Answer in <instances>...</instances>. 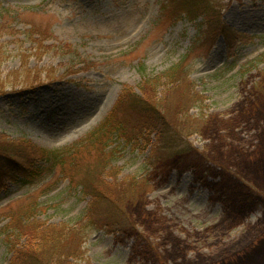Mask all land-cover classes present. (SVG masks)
Returning a JSON list of instances; mask_svg holds the SVG:
<instances>
[{
	"label": "rangeland",
	"instance_id": "rangeland-1",
	"mask_svg": "<svg viewBox=\"0 0 264 264\" xmlns=\"http://www.w3.org/2000/svg\"><path fill=\"white\" fill-rule=\"evenodd\" d=\"M216 1L219 26L178 1L0 0V264L35 260L26 252L40 240L2 234L22 212L26 231L62 233L76 264H264V0ZM146 84L188 104L184 142L166 145L126 99L110 167L87 154L71 175L18 178L30 142L73 145ZM99 174L104 190L144 179V197L114 194L120 216L105 204L89 216L75 187Z\"/></svg>",
	"mask_w": 264,
	"mask_h": 264
},
{
	"label": "trees",
	"instance_id": "trees-1",
	"mask_svg": "<svg viewBox=\"0 0 264 264\" xmlns=\"http://www.w3.org/2000/svg\"><path fill=\"white\" fill-rule=\"evenodd\" d=\"M169 1L173 3L178 1L179 4L185 7L181 15H194L195 19L200 17H203L204 19L207 18V20L215 26L222 24L220 17H218V2L216 0H168V2ZM176 71L177 68H175V70L172 69L168 71V74H165V76L170 80L171 77H174L175 80L177 75ZM34 72L27 73L26 76H24V81H29V79L33 81L35 76V74L33 75ZM21 74L25 75V73ZM18 76H20V74L12 73L10 79L15 81L18 79ZM140 90L141 93L136 94L131 89H125L118 102L104 120L94 130L90 131L84 138L78 140L73 145L51 149L30 142L28 146L30 147L29 152L31 156L28 159L20 156L21 158L26 159L28 164L27 166H24L22 174H18V178L20 180L22 179L23 182L30 184L38 180L43 174L47 172H57L58 169L66 175L67 173L71 175V169L77 166L78 162L83 157H89L87 154H92L90 157L96 158L101 155V160L107 164L106 166L110 167L113 158L109 159L107 154L105 155L104 153L109 147L108 144L115 138L125 139L128 134L122 125L117 122L118 110L121 107L122 102L126 99L127 102L132 104L133 108L137 109L140 113L141 119L151 118L153 121L155 120V123H158L156 126L158 125L159 127V125H161L160 130L158 131L159 139L164 141L166 145H173L175 147L179 142H184L186 136L185 133H188V127L184 125L183 120H180L181 118H179V114L186 109V105L188 104L177 103L179 98L170 90L167 93L163 92L161 97H158L157 93L154 94L155 89H152L153 93H151L148 84H146L145 87L142 85ZM187 99L188 102L191 100L195 102L198 101L194 96H189ZM174 123L176 125H174ZM102 178L103 175L99 174L95 178V181L92 180L88 183H80L75 187V189L79 188V193H83L86 197H89L92 200V203L88 208V212H90L89 216L91 217L95 216L93 213L97 211V206L103 204L111 209V213L120 216V213H122V206L117 201L115 202L113 200L115 198L114 194L121 197L123 205H129L135 201L141 200L140 197L144 194V188L142 185L148 186L144 179L139 180L137 177H130L120 184L110 183V185L106 187V190H104L106 183ZM100 182L105 183L103 188L100 187ZM251 197L252 196L250 195L249 198ZM35 203L36 202L29 204L30 212H36L41 209L40 203ZM24 218L25 214H23V212L18 213L17 215H12V223L6 224L3 228L2 234L5 235V238L7 236L12 238L14 236L13 232H18L19 230L20 236H24L25 233L29 232L34 237L35 241L37 239L38 241L40 240V243L35 248H31L32 250L30 249L26 252L29 253V256L35 259L33 260V264H52L53 262H56V264H76L74 260L72 261V256L75 251L72 252L67 245H64L61 238L62 233L56 232V234L50 235V233L40 232L37 234V229L39 230L41 224L33 225L36 226L35 232L33 230L26 231V225H23L21 222ZM103 221L105 222V220ZM104 226L107 227L108 224H104ZM9 241H11V239H9ZM29 245H33V239L29 241Z\"/></svg>",
	"mask_w": 264,
	"mask_h": 264
}]
</instances>
